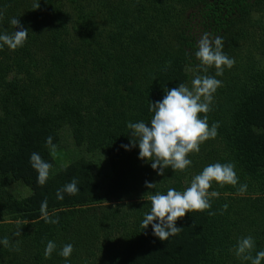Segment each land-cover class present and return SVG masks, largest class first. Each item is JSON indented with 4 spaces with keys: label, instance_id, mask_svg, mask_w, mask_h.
I'll list each match as a JSON object with an SVG mask.
<instances>
[{
    "label": "trees",
    "instance_id": "16d2710c",
    "mask_svg": "<svg viewBox=\"0 0 264 264\" xmlns=\"http://www.w3.org/2000/svg\"><path fill=\"white\" fill-rule=\"evenodd\" d=\"M0 10V34L15 31L12 17L29 31L23 47L0 49V240H9L0 264H251L235 249L251 235L252 255L264 250V0H0ZM204 33L222 37L235 60L216 77L222 86L207 113L218 134L189 155L185 171L169 166L161 176L139 158L138 142L122 147L132 143L127 125L151 126V101L205 75L195 56ZM65 129L85 154L52 167L40 185L30 156L53 166ZM216 162L234 163L239 182H213L211 209L187 213L167 241L141 227L149 195L183 191ZM73 178L80 191L57 199ZM18 184L31 194L17 196ZM45 198L59 223L42 218ZM50 240L57 247L45 258ZM66 244L74 246L67 259L59 255Z\"/></svg>",
    "mask_w": 264,
    "mask_h": 264
},
{
    "label": "clouds",
    "instance_id": "9594fccd",
    "mask_svg": "<svg viewBox=\"0 0 264 264\" xmlns=\"http://www.w3.org/2000/svg\"><path fill=\"white\" fill-rule=\"evenodd\" d=\"M40 7V3L35 5V9ZM4 18V12L0 10V20ZM10 24L15 28L12 33L4 32L0 34V49L5 45L15 50L23 47L28 39L29 31L25 29L17 17H12ZM19 27L20 30H16ZM223 38L216 36L210 38L209 33H204L198 43V51L195 56L200 60V67L205 75H197L191 81V88L183 83L178 87L165 90L166 95L161 101L150 103L149 110L154 113L150 120L151 126L144 121L129 122L127 127L131 129V145H122L129 149L135 147L137 142L139 146V158L152 162L151 167L163 176L165 169L169 166L174 171H185L192 160L189 155L199 153L200 146L209 139H214L218 134L219 123H208L207 113L211 111L213 94L222 86V81L217 76H222L224 67L231 69L234 64V58H229L223 52ZM170 63V62H169ZM215 67V76L207 75L209 68ZM200 114H204L201 118ZM48 145L52 144V137L46 140ZM32 167L38 172V183L44 185L49 178L52 164L46 162L41 155L33 152L30 156ZM213 182L220 186L229 184L236 186L239 177L235 171L234 163H213L203 168L202 172L195 175L190 186L183 191L169 188L166 194L156 192L149 195L151 202L149 213L145 214L141 227L146 229L152 225L153 233L162 241H167L170 236H175L182 231L177 227V221L185 217L189 212L205 211L211 209V199L218 198L219 193L209 191ZM146 187L153 189L156 183L146 181ZM78 181L73 180L63 188L57 190V199L63 200V193L76 195L80 188L77 187ZM247 190V185L243 184L239 192L243 194ZM48 201L45 198L41 203L42 218L46 223L57 224L59 217L51 218L47 211ZM228 205H223V210H227ZM215 212H209V215H215ZM158 221V222H156ZM16 236H20L18 231ZM5 247L9 245V240L5 237L0 240ZM53 241H48L44 251L45 258H50L56 249ZM255 240L249 235L242 237L238 241L235 254L243 261H250L251 264H262L264 261V250L256 252ZM19 249L17 248V251ZM74 251L72 244H66L59 252L64 258H69Z\"/></svg>",
    "mask_w": 264,
    "mask_h": 264
},
{
    "label": "rangeland",
    "instance_id": "374dc122",
    "mask_svg": "<svg viewBox=\"0 0 264 264\" xmlns=\"http://www.w3.org/2000/svg\"><path fill=\"white\" fill-rule=\"evenodd\" d=\"M188 87L191 88V83L188 85ZM64 140L59 143L58 146H56L54 152V165H53V170H59L62 167L67 166L70 164L72 161L77 159L80 156H83L85 154V150L81 149L78 147L75 143L74 140L72 139L71 134H69V130L65 129L64 130ZM102 155V154H101ZM99 156L100 158H103V160H99L98 155L95 157V161L99 165V170L101 172V177L104 175L106 172V167H107V162L105 161V157ZM109 170V169H108ZM107 170V172H108ZM17 192L16 195L19 197H25L31 194V189L26 186L25 184H18L17 186Z\"/></svg>",
    "mask_w": 264,
    "mask_h": 264
}]
</instances>
